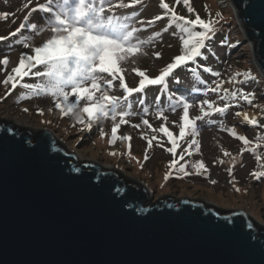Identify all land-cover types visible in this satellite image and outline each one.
Masks as SVG:
<instances>
[{
	"label": "rangeland",
	"instance_id": "obj_1",
	"mask_svg": "<svg viewBox=\"0 0 264 264\" xmlns=\"http://www.w3.org/2000/svg\"><path fill=\"white\" fill-rule=\"evenodd\" d=\"M158 1L141 0L140 4L131 8H114L111 13L106 9L105 15L113 14L126 27L140 29L135 34L136 37L149 41L135 56H129L120 62L128 86L134 85L140 79L135 70L144 71L147 76L154 75L167 62L171 63L169 61L183 53L182 37L186 34L180 30L182 25L178 21H169ZM168 1L172 3L173 10L186 19H195L199 15L205 21H215L214 32L210 34L212 38L206 41L203 57L198 59V64L207 65L213 71L219 72L220 76H212L201 69L200 79L203 80L200 81L195 79L196 73L193 74L191 64L181 66L182 69L177 70L172 81L168 79L166 91L151 88L142 100L138 95L129 99L127 108L124 106L126 101L123 100L115 121L110 116L90 121L82 111L88 104L86 100L77 101L70 95L69 103L76 104V107L67 115H63L55 107L57 102H62V98L58 99L51 94L47 87V77L30 74L14 90L11 82L7 85L3 83L8 75H14L12 69L18 66L22 54H34L33 49L42 46L54 34L43 19L48 14L31 12L32 8L46 3V0H0V37H7L0 40V61L4 58L9 61L7 65L0 63V119L18 125L15 122L16 116L26 118L28 125L25 127L19 124V127H29L32 132L42 128L54 132L63 147L78 155L80 161H96L106 167L113 166L119 168L121 174L144 182L152 190L146 205L156 204L164 196L173 198L174 202H179L184 197L202 199L216 207L243 209L264 225V176L257 178L253 175L264 173V78L261 74L258 75L259 72L253 65L249 43L244 40L235 20L234 10L230 6L231 0H190L192 13L188 12L183 0L179 3L177 0ZM123 2L129 3L130 0ZM25 4H28L27 8L24 7ZM30 12L28 23H36L37 29L27 28L12 36L11 33L20 27ZM4 13L11 15L5 18ZM217 13H221L222 18ZM158 15L163 18L149 25L148 21L154 20ZM198 30L200 29H194ZM25 43L28 44L27 48L24 47ZM156 52L161 54L160 58L155 56ZM41 67L42 65L37 66L32 72L46 70ZM237 73L241 75L237 76ZM246 74H250L247 79ZM100 75L104 77L99 81L102 85L111 79L107 74ZM178 78L181 82L176 83ZM218 82L225 84L224 88L233 84L238 86L237 90L250 94L249 98L254 103L248 105L239 95L237 101L231 102L230 99L229 107L222 114L208 109L206 104L203 105L204 111L210 113L203 116L201 104L204 100L213 102L214 107L224 104L219 93L209 91ZM25 83L38 85L39 95H34L32 90L25 91L22 86ZM85 86H88L87 82ZM65 90L70 93L71 88L66 87ZM108 94L117 97L123 95L119 80L108 89ZM100 95L101 93H96L97 97ZM181 97L191 104L189 118L195 120L198 151L195 145L189 148L193 139L191 129H186L183 139L178 137L183 126V107L179 103ZM250 106L260 113V117L255 118L257 124L238 122L235 113ZM173 107L175 111L172 110ZM145 108L148 109L147 114L144 112ZM158 111L163 114V119L157 117ZM41 112L42 115L39 114ZM123 112H128L129 115L125 116L127 123L121 124L119 113ZM198 116L202 118L196 120ZM144 119L149 121L151 127L143 124ZM80 120L84 123L81 124ZM89 124L94 132L87 137L83 126L87 129ZM116 125H119L117 139L113 141L112 128ZM161 126L167 127L177 139L175 155L167 151L171 148V143L159 131ZM233 131L237 137L244 136L250 143L243 144L231 135ZM125 136L130 139L124 140ZM149 140L152 141L151 147L148 145ZM145 154L148 156L147 160L144 158ZM173 160L176 161L175 166L172 165ZM200 163L205 165L206 172L199 169ZM181 168L184 172L180 171Z\"/></svg>",
	"mask_w": 264,
	"mask_h": 264
},
{
	"label": "water",
	"instance_id": "obj_2",
	"mask_svg": "<svg viewBox=\"0 0 264 264\" xmlns=\"http://www.w3.org/2000/svg\"><path fill=\"white\" fill-rule=\"evenodd\" d=\"M231 2L264 76V0ZM149 197L54 132L0 119V264H264V225L243 209Z\"/></svg>",
	"mask_w": 264,
	"mask_h": 264
},
{
	"label": "snow or ice",
	"instance_id": "obj_3",
	"mask_svg": "<svg viewBox=\"0 0 264 264\" xmlns=\"http://www.w3.org/2000/svg\"><path fill=\"white\" fill-rule=\"evenodd\" d=\"M141 0H130L129 3H124L123 0H46V3L39 4L37 7L32 8L31 12L40 11L46 13L43 19H45L50 31L54 34L49 38L42 46L35 47L31 55H21L19 64L12 69V74L8 75L3 81L5 85L11 82V88L14 90L17 84L28 77L30 74L36 77H47V87L51 91V94L58 99L62 98V102H57L55 107L61 111L63 115H67L72 112L76 107V104L69 103V96L75 97L77 101L86 100L88 102L82 111L87 114L88 119H98L100 117L108 118L109 116L113 121L116 120L118 109L122 105L123 100H127L134 93L143 92L146 87L149 86H162V90L166 91V79L172 75L174 70L182 65H187L190 62L196 61L203 53L202 50L206 48V41L211 39V35L214 32V23L211 19L205 21L196 15L195 19H186L183 16H177L176 13L169 7L164 0H160V7L165 11V14L171 13L172 21H182L181 31L186 34L182 37L183 53L174 57L173 62L168 63L155 78H150L144 71L135 70L136 75L140 77L138 87L130 88L125 83L123 75V69L120 67V62L127 59L129 56H135L141 51L144 44L149 41H144L136 37V33L140 31L137 28H128L124 24L120 23L118 18L113 15H105L106 9L111 13L114 8H131L140 4ZM180 0H177L179 3ZM184 6L189 13L193 12L190 7V0H183ZM25 8L28 4L24 5ZM25 16L24 22L20 24V27L13 33L12 36H16L21 30L30 28L37 29V24H29V16ZM10 13H4L6 18ZM217 16L222 18L221 13H217ZM161 16H156L154 20L148 21V24H152L155 21L162 19ZM143 23V22H142ZM199 28L200 30L194 31ZM159 36V33L156 34ZM7 39V37H0V40ZM24 47L27 48L28 44L25 43ZM160 53L156 52L155 56L160 58ZM8 59L4 58L0 63L7 65ZM44 66L45 71L32 72L37 66ZM205 73H210L212 76L219 77L220 73L213 71L211 68L204 67ZM195 74L196 69H192ZM100 74H107L111 77L110 80H106L102 85L99 81L104 79ZM241 74L237 73V76ZM250 74L245 75V79ZM19 78V79H17ZM116 80H119L120 88L122 89L124 96L117 97L108 94V89L113 87ZM87 82L88 86H85ZM233 81H230V83ZM179 83V80H176ZM25 89H31L34 95H39L37 89L38 85L23 84ZM66 87H70V93L65 90ZM222 89L221 83H216V87L210 88L209 91L219 93ZM224 94L220 97L226 103L223 107H214L213 102L204 100L201 104V112L203 116L210 115L209 112L204 111L203 105H207L208 109H212L215 113H224L229 107L227 101L229 98L235 100L237 98V91L228 92L223 90ZM96 93H101L99 97ZM239 95L248 104H252V100L249 98L250 94H246L243 90H239ZM143 101H141L142 103ZM179 103L183 107V126L180 128L179 136L181 139L186 134V129H191V135L193 139L189 144V148L193 145L196 146V150H199V142L195 139L198 135L195 120L189 118V108L191 104L180 98ZM175 111V108L172 109ZM27 111V109H25ZM144 112L147 114L148 109L145 108ZM39 114H43L42 112ZM129 115L128 112L119 113L120 123H127L125 116ZM237 117L243 115V120L251 125H256L257 120L250 118L247 113H235ZM157 117L163 119V114L157 112ZM202 117H196V120ZM81 124L83 120L79 121ZM143 124L148 125L149 121L144 119ZM139 127L138 125H133ZM119 125L112 128V140L117 139L116 133ZM91 128V124L88 125ZM163 132L171 143V148L167 151L175 155L177 148V139L174 138L173 133L168 128L161 126L159 129ZM103 136V132H101ZM234 137L238 138L243 144L248 145L250 142L244 136H236L233 131L231 133ZM124 140H129L130 137H123ZM155 139V137H153ZM149 147L152 145V141H148ZM227 155V153H225ZM145 160L148 159L145 154ZM183 158V157H181ZM259 160V157H257ZM176 161H172V165L175 166ZM199 169L207 171L203 163L199 164ZM184 172V169H180ZM187 175V173H184ZM254 176L260 178L264 176V173H253ZM168 179V176L165 177ZM212 183H216L212 181ZM239 191V189H236Z\"/></svg>",
	"mask_w": 264,
	"mask_h": 264
},
{
	"label": "trees",
	"instance_id": "obj_4",
	"mask_svg": "<svg viewBox=\"0 0 264 264\" xmlns=\"http://www.w3.org/2000/svg\"><path fill=\"white\" fill-rule=\"evenodd\" d=\"M164 2L165 3H167L168 5H169V7L173 10V7H172V3H170L168 0H164ZM158 4H159V6H160V0L158 1ZM174 11V10H173ZM175 13H176V11H174ZM165 13V12H164ZM168 17H169V21H172L171 20V13H168V14H166ZM176 15L177 16H182V15H179L178 13H176ZM172 22H176V21H172ZM178 23H179V25H182V21H178ZM181 27V26H180ZM203 51L204 50H202V53H203ZM203 55V54H202ZM200 56V57H198L197 59H196V61H194V62H190L191 63V65H192V67H191V70L192 69H196V76H195V79H197V80H200V81H202L203 79H200L201 78V76H202V74H201V72H200V70L202 69L203 70V68L204 67H208L207 65H205V64H198V59L199 58H201V57H203V56ZM169 62H173V61H169ZM168 64V62L166 63V65ZM182 66H185V65H182ZM44 66H42L41 68H43ZM179 68H181V66L179 67ZM179 68H177L176 70H174V72L172 73V75L171 76H169L167 79H166V89H167V86H168V84H169V78L170 79H172L173 77H175V73L177 72V70L179 69ZM208 68H210V67H208ZM161 72V71H160ZM160 72H156L154 75L152 74L151 76H149L150 78H155V77H157L159 74H160ZM209 74V73H208ZM35 78H33V80H34ZM140 80V79H139ZM139 80H137V83H135L134 85H129L128 87H130V88H135V87H138V83H139ZM178 80H179V78H178ZM21 84V82H19V85ZM224 86H225V84H222V89H221V91L219 92V97H221L223 94H224V91L223 90H228V92L230 93V92H232V91H237V98H238V96H239V91L237 90L238 89V86L236 87V86H234V84L231 86V87H225L224 88ZM151 88H153V89H157L158 91H164V90H162V86H151V87H146L144 90H146L147 92H149V91H151ZM214 88V87H213ZM26 90H31V89H25V91ZM144 90H143V93H144ZM237 98L235 99V100H232L231 98H229V100L227 101V103H228V105H229V102H230V99H231V102L232 101H237ZM242 99V98H241ZM243 101V100H242ZM224 102V104H223V106L225 105V101H223ZM254 102L252 101V104H253ZM247 104V103H246ZM249 105V104H248ZM124 106H126V107H128V102H126L125 104H124ZM223 106H216V107H223ZM210 110H212V109H210ZM236 112V111H235ZM167 128V127H166ZM83 129L85 130V131H87V137H90L91 135H92V133L94 132V128H92V129H90V130H88V128L87 129H85V127L83 126ZM83 130V131H84ZM178 137H179V135H178ZM86 137H84V139H85ZM84 140H82V142H83ZM81 142V143H82ZM80 143V142H79Z\"/></svg>",
	"mask_w": 264,
	"mask_h": 264
},
{
	"label": "bare ground",
	"instance_id": "obj_5",
	"mask_svg": "<svg viewBox=\"0 0 264 264\" xmlns=\"http://www.w3.org/2000/svg\"><path fill=\"white\" fill-rule=\"evenodd\" d=\"M219 1H222V0H219ZM225 1V0H224ZM230 6L233 8V5H232V2H231V4H230ZM235 8H233V10H234ZM258 70V69H257ZM260 74H261V76L262 77H264L263 76V74L261 73V72H259ZM240 113H247L248 114V116L250 117V118H259V114L260 113H258V111L256 110V109H253L251 106L250 107H248V108H245V109H243V110H240L239 111ZM15 122H18L20 125H22V126H27L28 125V121H27V119L26 118H23V117H20V116H16L15 117ZM244 122V120H243V115H241V116H239L238 117V122ZM26 129H29V127L28 128H26ZM235 209V208H234ZM238 209V208H237Z\"/></svg>",
	"mask_w": 264,
	"mask_h": 264
},
{
	"label": "clouds",
	"instance_id": "obj_6",
	"mask_svg": "<svg viewBox=\"0 0 264 264\" xmlns=\"http://www.w3.org/2000/svg\"><path fill=\"white\" fill-rule=\"evenodd\" d=\"M238 24V23H237ZM238 26H239V28H240V25L238 24ZM242 32V31H241ZM258 75H259V73H258ZM262 77V76H261ZM264 78V77H263ZM14 123V122H13ZM15 124V123H14ZM17 124V123H16ZM19 125V124H18ZM109 168H111V167H109ZM113 168V167H112ZM111 168V169H112ZM115 169V168H114Z\"/></svg>",
	"mask_w": 264,
	"mask_h": 264
},
{
	"label": "built area",
	"instance_id": "obj_7",
	"mask_svg": "<svg viewBox=\"0 0 264 264\" xmlns=\"http://www.w3.org/2000/svg\"><path fill=\"white\" fill-rule=\"evenodd\" d=\"M232 1V0H231Z\"/></svg>",
	"mask_w": 264,
	"mask_h": 264
}]
</instances>
